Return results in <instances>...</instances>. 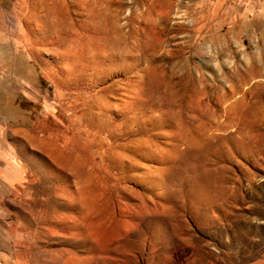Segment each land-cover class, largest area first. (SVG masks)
<instances>
[{"label":"rangeland","instance_id":"374dc122","mask_svg":"<svg viewBox=\"0 0 264 264\" xmlns=\"http://www.w3.org/2000/svg\"><path fill=\"white\" fill-rule=\"evenodd\" d=\"M0 264H264V0H0Z\"/></svg>","mask_w":264,"mask_h":264}]
</instances>
